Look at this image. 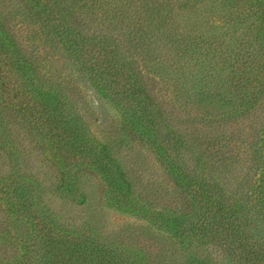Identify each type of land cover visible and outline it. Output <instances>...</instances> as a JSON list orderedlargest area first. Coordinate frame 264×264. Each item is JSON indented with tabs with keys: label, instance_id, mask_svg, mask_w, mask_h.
I'll list each match as a JSON object with an SVG mask.
<instances>
[{
	"label": "trees",
	"instance_id": "1",
	"mask_svg": "<svg viewBox=\"0 0 264 264\" xmlns=\"http://www.w3.org/2000/svg\"><path fill=\"white\" fill-rule=\"evenodd\" d=\"M263 96L264 0H0V264H264Z\"/></svg>",
	"mask_w": 264,
	"mask_h": 264
},
{
	"label": "rangeland",
	"instance_id": "2",
	"mask_svg": "<svg viewBox=\"0 0 264 264\" xmlns=\"http://www.w3.org/2000/svg\"><path fill=\"white\" fill-rule=\"evenodd\" d=\"M13 28L18 33V35H20V37H25V29L23 24L14 22ZM29 43H31V41ZM62 66L63 64L61 62H57L54 64V68L58 70L62 68ZM64 73H66V81H68L69 86L75 89V91L79 95L82 109L86 113L87 118H89L94 132L100 137H106L109 135L113 136L119 124L120 116L118 112L105 100L101 99L90 87V85L86 81L81 79V77L73 70L68 68V70L64 71ZM148 82L151 85L154 94L160 100L173 102L174 95L172 87L170 85L162 82L152 75L148 77ZM260 103L261 105L258 106V108H256L255 110L256 112L253 113L257 115L258 118H264V96L261 99ZM246 124L247 122H243L242 124L239 123V126L242 130H244ZM136 154H138L137 158L139 160L142 159L143 152L138 153L137 151ZM146 161L148 162V159ZM106 221L108 228L112 230H120L129 225L136 227L142 223L140 222V220H136L135 218L128 215L110 211L106 212Z\"/></svg>",
	"mask_w": 264,
	"mask_h": 264
}]
</instances>
